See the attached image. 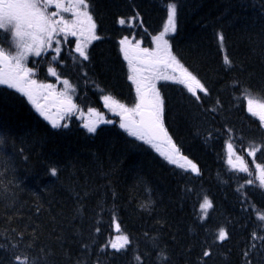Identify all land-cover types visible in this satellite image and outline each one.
Returning a JSON list of instances; mask_svg holds the SVG:
<instances>
[{
	"label": "trees",
	"instance_id": "16d2710c",
	"mask_svg": "<svg viewBox=\"0 0 264 264\" xmlns=\"http://www.w3.org/2000/svg\"><path fill=\"white\" fill-rule=\"evenodd\" d=\"M89 3L98 18L99 27H101L100 34L102 35V38L94 43L90 49L89 60L82 62L79 60L82 65L77 66L76 60L70 59L71 66L64 69V67L52 65L49 58H39L35 61L36 66L33 65V68L36 67L34 69L35 75L41 81L42 79H51L52 74L49 72V68L54 69L57 75L67 78L74 87L80 106L83 104L84 106L88 105V108L103 110L104 103L101 96L104 92L112 90L123 95L126 90L129 92L128 88H130L127 67L117 51L119 50L117 39L125 35L132 40L133 45L139 41L140 48L156 49L153 37L163 31L167 22L168 5L175 3L177 5L176 32L168 34L165 38L168 39L171 46V54L196 75L201 83L205 84L208 88V95L198 92L200 99L197 100L191 93L184 90V87H179L181 90L178 91L174 88L173 91H168L165 95L166 121L173 135L183 145H186V151L198 160L203 176L196 177L168 162L164 164L154 156L149 147L135 144L134 140L126 138L115 125L102 126L96 133H89L81 122L72 116L67 127L54 128L48 120L40 116V113L33 108L23 93L10 89L6 85H0V137L3 133L8 134V136L21 135L25 139L30 136L26 144L34 146L37 155L34 163L51 161L47 164V168L50 170L65 167L67 172L82 171L86 172L89 177L92 175L90 171L95 173L99 169L94 157L91 158L93 161L90 165L87 163L81 165L85 169L72 170L75 166H80L76 164L78 162L77 152L80 148L79 140L84 142L83 145L86 148L101 149V158H104L100 160L101 166L107 169V173L111 174L110 172H112L111 175L115 179H119L127 186L131 195L128 197L133 195L135 203L136 200H139L137 193L140 188L143 193H150L156 186L167 190L168 188L173 189L177 184L170 177L172 175L178 178V182L181 181L180 185L183 190L181 189L182 198L180 197V199L183 201V197L188 196L189 203L187 204L192 203L189 209L190 213L193 208L191 215H196L197 218L200 217L203 220L199 232L193 234L194 228L189 222L185 226L187 230L184 235L179 232L181 226L178 227L179 230L175 228L174 236L165 239L169 244H164L163 234L158 239L153 236H140L139 241H133L136 244L128 252L129 246L125 251L117 252L105 247L107 245L105 243L99 247L101 253L96 259L115 258L114 256L118 255L121 258L116 259L117 263L147 264L152 260L154 264H178L180 257H183V260L187 259L191 253L193 257L196 254L200 260L199 264H215V261L216 264H246V259L250 257L248 252L247 256L244 255L249 239L247 226L249 222V226L264 225V222L256 218L257 211L264 212V188L260 186L254 168L250 170V174L236 172L226 162V154H220V149L222 151V144L230 142L242 156L250 158L248 152L252 147H256L258 149L255 154L256 160L264 165V122L250 113L245 105V94L249 87L255 89L256 92L260 90L259 93L264 94V27H251L256 22L264 24V0H89ZM105 4H109V7ZM137 13L139 17L130 26L127 23L128 19L135 17ZM120 18L126 20L125 26L118 23ZM212 27L219 31H212ZM221 34L224 38L222 44L219 40ZM133 36L135 39H132ZM136 55L138 56L140 53ZM225 56L232 61L231 66L224 63ZM226 68L227 71L225 72ZM119 82L120 84H118ZM177 108L180 117L173 112ZM174 115L180 120L176 121L177 119L172 117ZM209 131H216L217 136L219 135L218 139L211 143L208 142ZM44 132L55 139L64 140L53 148L58 153L52 154V149L46 147ZM75 139L78 140L75 141ZM22 144L25 145V142ZM219 144L220 147H218ZM77 145L78 147H75ZM1 149L7 155L17 149L19 150V147L12 149L6 144ZM199 154H204L207 158L213 157L212 161L215 165H212L210 171L205 170ZM63 159L69 160L71 164L65 166ZM74 162L76 165H73ZM122 165L125 169L120 172L123 168ZM123 173H129V181H123L121 178ZM248 179L253 180L254 183L248 185L246 183ZM203 182L205 185L200 188V184ZM105 184L109 187L104 190V193L109 196L111 186L106 181ZM196 194L199 195L200 204L205 196L213 203V208L208 210L206 219H202L200 206H194L195 201H197ZM215 194H230V200L223 206L219 215L215 213ZM51 200L56 201L60 210L67 201L64 196L52 193L51 196H47L46 200H38V202L42 206L44 205L45 211L52 206L49 203ZM239 201L243 207L240 210L234 207ZM18 203L16 200L11 201V210H7L0 218V224L3 226L0 225V230L3 229L7 233L13 229L20 230L19 232L13 230L11 233V235L14 234L11 237L14 242L16 241L15 244L13 241H7L9 243L6 244L1 242L0 264H13L14 255L34 251V249L31 251L25 244V242L27 244L33 242L29 238L31 231L42 236L37 249L40 253L42 251V256L37 259L46 264H56L51 259L53 246L59 248L64 242H70L76 246L79 243L87 244L85 241L79 242V240L73 242L72 236L74 234L69 232L68 224L61 219L67 218L66 215H61L59 218V215L54 214L55 216H53L48 210L45 213H43L44 211H37V209H41L39 204H36V209L35 206H30L23 199H21V203L24 206H18ZM73 204L75 208H80L78 201H74ZM106 210L107 208L102 209V211L107 212ZM108 215H103L108 219L103 218V220L110 225L114 222V219L110 220V217L119 216V214L109 215L110 217ZM129 215L139 216L131 211H129ZM214 217L218 221L215 226H212L210 224ZM172 219L173 217H171ZM104 221L97 222V226L107 228ZM47 223L50 224L49 228ZM221 227L228 232V238L223 242L216 239L218 229ZM43 228L46 230L44 235L41 234ZM97 228L91 230L96 238ZM177 231L181 235H178ZM182 235L191 237L184 240ZM51 237H56L57 242H52L53 238ZM105 239H109V237ZM12 245H16V247L13 248ZM164 245L166 249H169V252L160 248ZM194 248L195 252L192 251ZM231 249L237 250V258H235V254L230 253ZM4 250L8 253H3ZM62 250H68V247L63 244ZM157 250L160 252L155 255ZM206 250H210V256L205 257L203 255ZM31 254L33 255V252ZM137 256L140 257L139 260L136 259ZM199 256L201 257L199 258ZM75 262L76 260L72 261V263ZM90 263L92 262H85L84 260L78 264Z\"/></svg>",
	"mask_w": 264,
	"mask_h": 264
},
{
	"label": "snow or ice",
	"instance_id": "6c2138e0",
	"mask_svg": "<svg viewBox=\"0 0 264 264\" xmlns=\"http://www.w3.org/2000/svg\"><path fill=\"white\" fill-rule=\"evenodd\" d=\"M176 12L177 5L170 3L168 5L167 22L163 31L159 35L153 37L156 44V49L150 50L148 48H140V42L136 41L135 45L128 36L123 37L119 43L124 52L125 59L128 60L131 68V75L128 79L136 85V93L138 102L134 107L129 108L124 104L116 101L111 96L105 95L102 97L105 106L112 111L119 109V115L122 117L120 127L125 129L129 135L144 141L151 145L155 150L164 157L169 163L177 165L185 171H191L199 174L198 166L188 158L182 155L180 147L172 140L163 122L164 101L160 96L159 90L155 83L151 82L143 75L144 71H152L155 73L153 80H173L178 84L183 85L192 96L200 99L198 92L208 95V88L201 80L197 78L192 72L185 68L175 56L171 54V46L168 39L165 37L170 33L176 32ZM65 14H70L71 18H66ZM139 17L137 13L135 17H130L127 21L131 26L132 22ZM119 24L124 25L126 20L120 18ZM0 30L10 33L14 42V50H5L0 46V85H6L10 89H15L17 92L23 93L36 106V109L46 119L50 120L54 128L67 127V124L61 125L60 122L49 116L44 107L37 103L35 98L36 88L51 89L53 85H38L34 79H31V74L34 68L26 66L30 56L40 57L49 49L55 53L52 59L56 60L61 52V37L67 42V37H77L75 44V53H78L79 58L83 61L89 60L88 45L92 41L101 39L96 34V23L91 14V5L89 0H0ZM132 39H135L133 36ZM223 35L219 36L221 44L223 42ZM55 45V46H54ZM129 49L140 53L136 57L140 65L146 67H137L133 64L129 57ZM224 63L231 66L232 61L225 56ZM171 69L173 75H168L167 70ZM49 72L53 76L57 73L54 69L49 68ZM59 78V77H58ZM64 91L60 93L63 97L61 101L63 105L64 114H71L73 111H79L78 106L73 102L71 92L74 87L65 79L63 80ZM251 93L247 92L245 98L247 99L248 111L253 115H257L261 122H264V103H257L256 107L259 111H254L253 104L255 101L250 98ZM219 104V101H217ZM215 111V109H212ZM90 113H94L95 120H91L84 125L89 133H95L97 126L102 123H112L111 120L104 119L103 115L96 111V109L89 108ZM63 115L60 119H63ZM0 143H3L0 138ZM161 144L165 147L161 148ZM230 150L228 156V164L235 170L241 172H250L249 167L242 158L237 157L240 161L239 165L234 163L231 156L233 145H227ZM256 147H252L248 152L249 156L255 157ZM178 159L185 161L184 164H178ZM254 162V161H253ZM255 163V162H254ZM258 172L259 184L264 188V165L255 164ZM51 174L55 176L57 170L51 169ZM253 180H248L247 184H253ZM213 208L212 201L205 196L203 202L200 204L202 212V219L208 216V210ZM253 208L255 206L253 205ZM256 218L264 222V212H256ZM264 230V225H262ZM99 232V228L96 229ZM116 231H120V225L116 224ZM228 238V232L225 228L218 229L216 239L223 242ZM252 240H264L256 232L252 233ZM130 241L127 235H119L115 240L109 241L105 247H111L117 252L125 249ZM13 248L16 245H12ZM255 247V244L252 245ZM210 250L204 251L205 257L210 256ZM248 255L247 251L244 253ZM140 259L139 256L136 257ZM166 259V257H165ZM13 264H36L35 260H30L28 255H14ZM250 264V262H249Z\"/></svg>",
	"mask_w": 264,
	"mask_h": 264
},
{
	"label": "bare ground",
	"instance_id": "6f19581e",
	"mask_svg": "<svg viewBox=\"0 0 264 264\" xmlns=\"http://www.w3.org/2000/svg\"><path fill=\"white\" fill-rule=\"evenodd\" d=\"M159 1H162V0H159ZM107 5L109 7V4H107ZM107 5L105 4V6H107ZM110 5H112V4H110ZM97 7H98V5H97ZM101 8H99V9H101ZM117 8H118V5H117ZM255 21H257V20H255ZM253 26L259 28V27H264V24H260L259 22H256L255 24L251 25V27H253ZM211 30L212 31H219L218 29H215L213 27ZM235 65H237L236 62H235ZM230 69L232 70V68H230ZM224 71L226 72L227 68ZM225 78H227V77L225 76ZM121 83H123V81H121ZM118 84H120V82ZM247 87L248 86L246 85V88ZM122 90H123V88H122ZM259 92H260V90H259ZM89 99H88V102H89ZM94 100H93V102H94ZM178 111H179V109L177 108L173 112L175 114L177 113V116L180 117V114L178 113ZM177 116L174 115L172 117L177 119L176 121H179L180 119ZM2 120H3V118H2ZM103 127H105V126H103ZM198 132H200V131H198ZM60 136H62V135H60ZM43 137H45L46 147L52 149L51 153L52 154L58 153V152L54 151L53 148L56 147L57 144H59L60 142H62L64 140H62L60 138L55 139L51 135H48L47 133H45ZM0 138H2V140H3V143H0V218L3 217V215L7 212V210H11L10 209V202L11 201L16 200L17 202H19L18 206H24L21 203V199H23L30 206L36 207V204H39L41 206V209H37V207H36L37 211H44V205L42 206V204L40 202H38V200H46L47 196H51L52 193L58 194L59 196H64V198L67 199L64 207L60 210V206L59 207L57 206L56 201L51 200V202H49V203L52 206H50V208L48 207V209H46L43 213H45L48 210V212H50L51 215L53 214V216H55L54 214L59 215V218H61V215H66L67 218H61V219H62V221H64L65 223L68 224L67 229H69V232L74 234L72 236L73 242H76L77 240H79V242L85 241L87 243V244L79 243V245L76 246L70 242H64L59 246V248H56L55 246H53L54 248L51 249V259H53L54 263H56V264H78V263L83 262L84 260H85V262H93L101 253V250L99 249L100 242H102L106 237H110L108 235H111L114 233H119V232L123 231L124 224L134 234L136 242L140 240L139 239L140 236H146V237L153 236L154 238L158 239V238L162 237L161 234H163L164 240L167 238H172V236H174L173 234L176 232L175 228H178L180 226H181L180 227L181 229L179 232L184 235L186 233L185 231L187 230V227H185V226H187L186 224H188L189 222L193 225V228H194L193 234L199 232L202 228L201 223L203 220H201L200 217L197 218L196 215H191L193 208L191 209V213L189 211V209L191 208V204H192V203L187 204V203H189V197L184 196L183 201L180 199V197L182 198V192H181L182 187L180 185L181 181L178 182V178L174 175L170 176L174 180V182L177 184L176 187L173 189L168 188V190H167L165 188H160V187L155 185L156 187L153 188L150 193H143L140 186H139L140 190L137 193L139 200H136V203H135V197H133V195H132L133 198L128 197L131 195H130V192H129V189L127 188V186L124 185L119 179H115L114 176L111 175L112 172H110L111 174L107 173V169H105L101 166L100 160L104 159V158H101L102 157V155L100 154V152H102L101 149H97V150L94 149L93 150V148H86L83 145L84 142L79 140L80 148H79V152H77L78 162L76 164H78L80 166H77V167L75 166L74 168H72V170L75 171V170L85 169L81 165L86 164V163L88 165H90L91 161H93L91 158L94 157L95 162L97 164V167L99 169L95 173L90 171V173L92 174L90 177H89V175L86 174V172L84 173L82 171L76 172V173L67 172V170L64 169L65 167L57 168L56 169L57 174L55 176H53L51 174L50 169L47 168V164L51 161H43L40 163H34L35 160L37 159V155L35 153L34 146L26 144V142L29 141L30 136H28V138L25 139V138L21 137V135H18V136H16V135L10 136L9 135L8 136V134L3 133ZM77 140L75 139V141H77ZM24 142H25V145L22 144ZM6 144L12 149L19 147V150L17 149L13 153L6 155L2 152V149H1V147L6 145ZM82 146H84V147H82ZM75 147H78V145ZM87 147H88V145H87ZM40 155L43 156L42 153H40ZM199 155L201 156L200 161L204 165L205 170L210 171L212 169V165H215L212 161L213 157L209 156V158H207L204 154L203 155L199 154ZM38 158H39V156H38ZM106 158L108 161H110V159L108 157H106ZM63 160H64L63 164L65 166L71 164L69 162V160H66V159H63ZM95 162H94V164H95ZM76 164L74 162L73 165H76ZM217 164H218V162H217ZM93 166H95V165H93ZM124 169L125 168L123 166V168L121 169L120 172H122ZM128 174L129 173H126V174L123 173V175L121 174V178H123V181H126V180L129 181L130 176H128ZM30 179L34 180V181H31ZM105 181L108 182L109 185L111 186V191H110L109 196H106L104 193V190L109 187L105 184ZM205 182L200 184V188L203 185H205L204 184ZM7 185H9V186H7ZM230 187H231V185H230ZM10 192H13V194H10ZM211 192H213V191H211ZM214 192H215V190H214ZM215 195H216L215 196V202H216L215 213L217 215H219V213L222 212L223 206L230 200V194L229 195L228 194H223V195L215 194ZM195 198L197 199V201H195L194 206L199 207L200 206L199 205L200 204L199 195L196 194ZM48 199H50V198H48ZM74 201H78L80 203V208L74 207L75 206L73 204ZM126 202H128V203H126ZM47 206H48V204H47ZM234 207L239 208V210L243 208L240 201L237 202L236 205H234ZM101 208L102 209L107 208V210H106L107 212L102 211ZM130 210L133 214L136 213L139 216H130L128 213ZM105 214H109L110 216H113L115 214H119V216H118L119 219L124 223V224L118 223L120 225V231L119 232L116 231V224L117 223L110 225L103 220V218H106V220H108L107 217L103 216ZM171 217H173L172 220H171ZM114 218L115 217H110V220H112ZM58 221H59V219H58ZM99 221H104V225L107 228H104L102 226H97V222H99ZM217 221H218V219L216 217H214L213 221L211 222L210 225L215 226L217 224L216 223ZM59 223H61V222H59ZM0 225L2 226V224H0ZM49 225L50 224H48V228H49ZM96 227L99 228L97 238L94 236V234L91 233V230L96 228ZM40 228H42V227H40ZM60 228H61V226H60ZM13 230H16L17 232L20 231L19 229H13ZM13 230L8 232V233L3 229L0 230V252L2 251L1 242L6 244V243L13 241V239L11 237L14 235V234L11 235ZM178 230H179V228H178ZM45 233H46V230L43 228L41 234L44 235ZM177 233H178V231H177ZM181 234L178 233V235H181ZM183 237L185 240L186 238H189L191 236L188 235V236H183ZM29 238L31 240H33V242H28V244L25 242V244L27 245V247L31 251H32V249L35 250V253L33 254L35 258H40L42 256V251L40 253L37 249H38L39 242L42 240V236H39V235H37L36 232L31 231L29 233ZM51 238H53L52 242L56 241V237H51ZM156 239H153V240H156ZM7 241H9V242H7ZM26 241H27V239H26ZM15 242H14V244H15ZM150 242H151V240H150ZM63 244H65L68 247V250H62ZM164 244H169V243L165 240ZM175 244H177V243H175ZM17 246H19V245L17 244ZM165 247H166L165 245L160 246V248L162 250H164L165 252H169V249H166ZM102 250H103V248H102ZM192 251L195 252V248ZM159 252L160 251L157 250L155 255H157ZM3 253H8V252L6 250H4ZM230 253H232L233 255L235 254V256H236L235 258H237V250L231 249ZM185 254H186V252H185ZM104 255H105V253H104ZM200 257L201 256H199V258ZM182 258L180 257L178 264H183V263L184 264H199L200 263V260L196 257V254H195V257H193L190 253L189 258L184 259V260ZM73 260H76V262L72 263ZM98 260L100 262L97 264H125V263H117V261L113 257H111V258H99ZM216 263L217 262L215 261V264ZM147 264H154V261L150 260Z\"/></svg>",
	"mask_w": 264,
	"mask_h": 264
},
{
	"label": "rangeland",
	"instance_id": "374dc122",
	"mask_svg": "<svg viewBox=\"0 0 264 264\" xmlns=\"http://www.w3.org/2000/svg\"><path fill=\"white\" fill-rule=\"evenodd\" d=\"M2 36H4L2 34ZM12 37V36H11ZM128 55L131 59H133V54L131 52H128ZM127 60V59H126ZM128 61V60H127ZM26 66H27V63H26ZM28 67V66H27ZM167 74L168 75H173L172 72H169L167 71ZM31 79H34L36 82H37V86L38 85H48V84H51L53 85V87L51 89H47V88H44V89H41V88H36V92H35V98H36V101L37 103H39L40 105H42L45 109V111L47 112V114L51 117H53L54 119L60 121V117L63 115L64 117V112H63V105L61 103V101L63 100V97L60 95V93L62 91H64V85H63V79H61V87L59 88L57 86L56 83L54 82H49V83H46V82H39L36 78H34L33 76H31ZM163 80V79H161ZM161 80H155V85H156V88H157V84L159 81ZM71 94V93H70ZM72 95V94H71ZM161 96V95H160ZM117 101V100H116ZM31 102V101H30ZM137 102H138V99H137ZM32 103V102H31ZM121 103V102H120ZM33 104V103H32ZM123 104V103H122ZM257 104V103H256ZM126 106V104H124ZM134 107V106H133ZM85 112L81 111L80 114L81 116L84 114ZM86 118L87 120H91V117H89L88 114H86ZM231 153H232V150H231ZM232 156V160L234 163L238 164L240 163V161L235 157V155H231ZM131 211V210H130ZM129 213V212H128ZM131 214V213H130ZM33 254L35 253V250L32 251Z\"/></svg>",
	"mask_w": 264,
	"mask_h": 264
}]
</instances>
